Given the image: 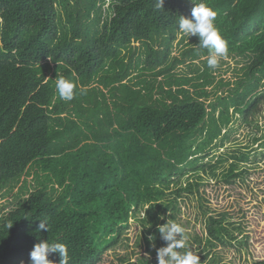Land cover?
<instances>
[{"label":"trees","instance_id":"1","mask_svg":"<svg viewBox=\"0 0 264 264\" xmlns=\"http://www.w3.org/2000/svg\"><path fill=\"white\" fill-rule=\"evenodd\" d=\"M204 2L217 12L228 55L250 56V84L210 105L208 50L190 37L171 57L192 0H164L163 10L156 0H0V188L32 165L64 188L51 201L41 184L2 219L0 264H29L41 240L64 243L68 264H97L99 241L201 159L231 123V107L246 119L257 112L264 0ZM195 61L205 67L193 77L175 74ZM61 76L76 85L70 102L56 92ZM45 216L50 230L38 231ZM48 258L59 264L58 254Z\"/></svg>","mask_w":264,"mask_h":264},{"label":"rangeland","instance_id":"2","mask_svg":"<svg viewBox=\"0 0 264 264\" xmlns=\"http://www.w3.org/2000/svg\"><path fill=\"white\" fill-rule=\"evenodd\" d=\"M190 42V37L178 31L171 57L180 58ZM132 46L138 48L140 43ZM249 60L248 55L231 54L216 69L208 68L207 105L214 104L217 96L227 97L239 86L250 84L245 72ZM201 61L178 65L175 74L193 77L195 69L205 67ZM184 88L194 91L191 86ZM256 93L264 95V81ZM228 114L231 123L193 167L185 166L172 175L162 197L132 207L128 220L117 226L121 230L99 241L97 264H157V250L166 246L157 229L166 222L184 227L186 247L180 251L191 249L200 256V264H254L264 259V101L247 119L233 107ZM242 154L247 160L239 159ZM27 171L0 188V224L41 184L51 201L63 195L64 188L48 182L47 173L34 165ZM149 236L154 239L150 241Z\"/></svg>","mask_w":264,"mask_h":264},{"label":"clouds","instance_id":"3","mask_svg":"<svg viewBox=\"0 0 264 264\" xmlns=\"http://www.w3.org/2000/svg\"><path fill=\"white\" fill-rule=\"evenodd\" d=\"M163 2L164 0H156V8L163 10ZM192 2L194 7L191 9V18L180 16L178 31L188 38H198L199 47L207 49L209 52L207 67L214 70L219 66L220 60L228 55L227 42L215 26L217 12L209 7L204 0H201L200 3H195V0ZM55 88L62 101L70 102L74 99L76 85L73 81L61 76L56 80ZM25 218L28 219V217ZM11 225L12 223L7 227L10 228ZM50 227L47 216L39 219L38 231L48 232ZM157 230L160 238L166 242V246L157 250V264H200V256L191 249L180 251L186 247L184 227L175 222H166L158 226ZM148 239L151 241L154 237L149 236ZM51 254H58L59 264H68L69 255L66 245L64 243H49L44 240L34 244L29 253V264H54L48 258Z\"/></svg>","mask_w":264,"mask_h":264}]
</instances>
